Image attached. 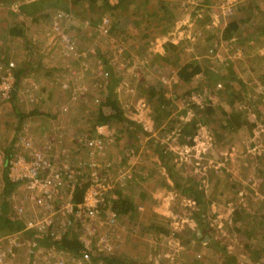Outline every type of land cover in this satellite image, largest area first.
Masks as SVG:
<instances>
[{
  "label": "rangeland",
  "instance_id": "obj_1",
  "mask_svg": "<svg viewBox=\"0 0 264 264\" xmlns=\"http://www.w3.org/2000/svg\"><path fill=\"white\" fill-rule=\"evenodd\" d=\"M112 2L116 3L117 0H112ZM136 2H138V8L140 9L139 6L140 4H143V1L140 0ZM16 5V3L12 4V12L16 10ZM223 5L224 3H222L221 6L218 5V10L219 7H222ZM199 6L200 5H197V0H179L174 5V8L180 10L181 14H177V18L181 16L180 19L182 21H176L177 23L173 25V31H169L165 37L166 39H163V42L159 40L157 45H151L150 43L148 49L144 48L146 41H149L150 38L153 40L156 39L158 41L157 35L159 33L156 31V26L157 24L161 23L157 21V17H155L153 21L150 22L151 17H132L129 14L130 11H126L125 13L121 10L113 13L111 12L109 17L118 18V16H121L123 19H125V21H121V18H119L122 26L117 28V30L114 31V34H112L108 30V24L111 21L109 17L102 19V23L95 22V24H99L93 25L91 21H93V19H95L97 16L89 14L83 15V18L88 20L86 24H90V27L87 28L89 33L87 34V31H83V28L81 27V31L78 34L79 38L81 37L83 42L87 40L89 44L92 43L89 45V48L91 47L94 51L96 50L95 46L99 47L101 43L106 46L105 48H101L103 49L101 50V56L89 58L88 60L86 54L88 50L86 52L80 50L78 45L76 46L75 43L72 47L74 50L67 49L65 46L66 44L62 43L58 36L52 33L53 26L58 25V23H60L63 29H67L71 24L73 25L72 20L74 18H72V15H65L61 12L54 11H49L48 14L43 13L42 15L44 16L40 17L37 27L30 24L25 26V30H28L29 34L25 39L22 40V42L16 40L14 41L13 38L9 39V36L11 35L5 32L6 25L2 24V18L0 17V68L5 67L4 69H6L5 65L7 62L12 61L16 68L20 69L21 71V82L22 80H26L28 82L34 83V85L24 87L23 91L26 94L25 100L24 95L22 94V89L19 91L21 96V103L19 102V112L25 114L29 113L32 111L31 109L36 106L44 108L41 105L45 104L48 95L45 98H38L36 100L34 96L35 94L33 93L35 87L39 88V93H42L40 92L41 87L39 85L41 82H38L37 78L49 81L45 82V84H47L49 88H55L54 93L57 95L63 93L62 99L59 101V103H54L52 105V109L50 108L47 110L44 108L46 110L44 113H46L49 117L33 116V118L36 119L34 122L30 117L20 121L16 114L13 113L11 103L8 101H3L0 98V211L3 213L4 210V217H14L16 220L22 223L23 227L27 222L26 220L29 218L39 221V219L34 216H38L40 213L35 212V214H31L30 207L22 203L24 198H20L19 195V189H22L21 186L15 188L9 199L6 197L3 190V174L5 170L4 158L7 157L8 154L10 155V160L8 162V170H10V165L14 162V159L17 155L29 153V150L24 142L20 139H17L18 131H21V133H23L26 138L31 139L32 143L37 146L36 148L44 154H42L43 156L56 157V159L59 160L58 153L63 151L65 152L66 149H69L70 152L65 153L69 156L66 157V160L74 162L75 164L81 162H87L90 164L89 161L94 160V162L99 165V168L97 169L99 174H102V170L104 171V166L107 163H111L112 168H114L113 163L111 161H107L105 158L106 149L109 144L110 146L108 148L114 149V155L117 156V158L119 157V159L121 158L120 160H122V157L125 156L123 153L134 150L133 148L138 144L135 139H139L137 137L140 136H142L140 138H144L143 135L146 133V131L143 129V126L148 127L146 123L148 118L146 111H148V107L142 108L140 105L137 106V104L133 102V98L130 96L129 92L137 90V94H140V97L145 99L146 92L144 88L148 86H157L153 84V77L160 79L158 86L165 88L167 87L168 89H166L168 91L172 89L170 87L171 84H173L172 76H174L173 74L175 71H178V69L174 70L173 67L175 66H173L172 63L177 62L179 55L184 54L183 52H192V46L190 43L187 45L181 43V41L184 39L179 36L182 30L181 25L185 20L184 18L187 19V16L190 18H195L200 14L199 13L198 15H195L194 13V10L200 9ZM162 7L163 6L160 5V9ZM154 8L156 9V7H153V9ZM201 13H204V9H201ZM221 13L223 14V8L221 9ZM59 15H64L67 17L59 21ZM143 18L147 20L146 23H143ZM7 20L8 23L10 21L15 23V21H17L10 19V17H7ZM105 20L108 21V27L104 26L106 24ZM137 27L140 29V32H131L134 30V28L137 29ZM106 29L107 31H105ZM126 29H128L129 32H127ZM68 36L73 38L71 41H74L75 37L73 34L70 33ZM102 36L103 38H101ZM131 39H136L138 42L141 41L142 43V46L135 48L137 49V53L136 51H130L131 54L136 53L134 56L131 55L130 59H128V56L118 57L116 49H118L119 46L121 47V44L124 43L123 45H125V49H127L125 51L126 53L130 49V45H133L129 42ZM174 39L180 41L179 46L183 44L181 46L182 48L180 54H177L178 56L176 55L172 57L171 61L167 63L151 60L153 54L157 53L158 51H160V53H164V44L171 43ZM209 49H212V47ZM112 50L114 54L111 52ZM227 52L231 58H238L237 52L232 53V51L228 49ZM95 55H97V53ZM105 59L108 60L112 68H107V66L104 68L102 62ZM47 71H50L51 73V76L48 77V79L44 78V74L47 73ZM110 79H113L114 81L111 82ZM89 82H91V85H89ZM181 89L184 90L183 87ZM193 91L198 92L189 93V95L186 96L184 102H182L180 109L183 110L181 113V115L184 116L183 118L193 114L195 110L194 106L197 105L195 102H188L187 99H191L193 95H197L200 97L201 103L204 104L206 101L204 98L208 97L204 96V93L201 92L200 89ZM170 93L172 92L170 91ZM111 95L116 96V100H118L121 108H123L122 110L125 117L132 119L131 121H134L135 125H143H140V131L137 129L135 131L132 128L134 133L125 134L123 133V124L118 121V123H115V126H113L114 128L110 127L113 137L109 141L107 140V145H105L106 149L103 154L99 157H92L94 159H91L87 148L78 150L75 149H77L76 146L78 143L84 144L85 138L91 137L87 141L95 140L97 136L96 128L95 134H93V128L89 130L88 128L91 126L87 127L89 131L79 133L76 137H74L75 139L73 140L71 132L66 131L65 133L60 123H56L55 120H52L51 116L53 118V116L55 117L57 114L56 117L61 120L63 117L74 114L75 121H71L72 119L70 120V118L69 121L74 123H82V120L86 119L85 114L87 111H92L91 109L94 108L97 109L100 101H104L106 97ZM176 108L178 109V106L174 104L173 108H171V113H173V110H176ZM82 111H85L86 113L83 115L81 114ZM87 119L88 122H93L91 123L92 125L96 122L97 116L89 115ZM175 119L178 123L167 126L168 129L175 131L179 128L183 131L186 124L179 121V119H182V117L176 116ZM20 122H23V124L20 125ZM79 129L80 128H78V130ZM82 129H86V127H82ZM165 135V132L159 133L157 135L159 141L158 144H154L155 138L144 142V148H142V152L140 153L142 161L140 159V162L138 161V165H140L139 163H141V165H146V162L152 163L153 160L151 156L155 155H160V157L164 156L163 158L165 161H171L176 158L173 162V169L168 173L172 180L173 190L168 192L165 196V198H167V203H169L167 206L170 208V210H172L175 230L172 231L173 233L170 234L168 239L164 240L160 230L151 228V226L147 224V221L145 222V218L142 215L144 211L139 210L138 208L133 209L130 205L124 214L116 213L117 220L113 226H108L106 224L107 218L105 217V213L101 214L97 220L89 226H87V224L90 223H78L76 226L74 225L71 228L69 231V236L81 239V243L86 241L89 244V248L91 249L93 257H103L97 252V245L100 243V239L103 237L107 239L108 243L113 249L111 256L113 255L115 257L116 262L106 263L104 261H98L95 263L92 260L91 264H180V258L178 261L173 255H177L178 252H180L179 249L182 245V242H185L187 241L185 239L190 238V232L192 229H196V225L199 228L200 222L202 221L201 225L203 226V221L206 220L205 216L208 215L205 209L214 202L213 196L218 194V192H214V185L217 177H219L217 176L219 173H214L211 169L212 164L209 163V161H215L212 158V149L215 148L224 150L227 147L226 145L224 146L223 143L219 144L218 147L217 143L214 142V137L210 136V134L206 133L205 131L200 133L197 129L194 134L190 136L192 138H198L200 144L203 146H198L197 149L200 150L202 148L200 151L204 150L205 160H203L202 163L203 168H206V170L201 169L195 172L193 166L194 163L192 162L191 158H189L188 161L184 163L181 160H185L184 157L186 155L182 156L181 160L178 156L179 153H185L183 152V147L185 145L190 147L194 145L193 142H189L187 139V137L190 136H178L175 142L172 140L173 143L170 142V144L163 141V137ZM262 136H264V134H262L260 137ZM208 137L212 139V142H210L211 145L207 144L209 141ZM68 139L69 142H67ZM103 139L105 140V138ZM228 141H230V139H228ZM260 141V146L262 145V142L264 145V138H260L259 142ZM181 146L183 147L181 148ZM243 166L247 167L245 164H243ZM150 173H153L151 168L145 170L144 179H148L150 177L148 176ZM115 174L116 173L111 174L110 178H115L117 175ZM144 185L145 183H142L140 187H145ZM256 191L258 195L255 198L260 196V189L257 188ZM253 192L255 191L253 190ZM65 195L66 193L64 194V197ZM160 198H163L162 195ZM193 201H195V205L192 204ZM224 201L225 203L221 202V204L226 205L228 203V199H225ZM199 202H201L200 205ZM242 203L256 205V207L259 205L256 203L254 198L251 199L248 195L247 197L243 195ZM113 207L112 209H105L104 211H114ZM41 213H43V211ZM262 213L264 214V211H262ZM197 214L200 216V219L197 218ZM208 217L211 216L209 215ZM213 220H215V218H213ZM256 221L259 223V226L257 227L264 230V222L262 220H255V224ZM1 223H3V221ZM245 225V223H242L241 227H245ZM126 228L129 230V232L126 233L127 237L123 242L122 239H120V236L126 232L124 231ZM226 233L229 234L226 228L222 227L220 232L221 244H227L228 247L231 246V244H234L237 250H242L241 244L244 242L243 238L240 236L242 241H240V238L237 239L238 235L233 231H230L229 235L232 234L230 237H228L229 235L227 236ZM237 233L239 234V232ZM221 235H224L225 237H222ZM17 237L24 240L28 239L25 235H20ZM253 238L254 241L260 240V238H262V234L254 235ZM29 241L36 242V240ZM207 243L208 241H206V244ZM210 247L214 248L212 244ZM41 248L46 249V251L53 249L52 246L43 245ZM22 251L23 248L19 254L15 255V260L13 261L14 264H26V259L29 257H26L25 251ZM183 262H187V260Z\"/></svg>",
  "mask_w": 264,
  "mask_h": 264
},
{
  "label": "crops",
  "instance_id": "obj_2",
  "mask_svg": "<svg viewBox=\"0 0 264 264\" xmlns=\"http://www.w3.org/2000/svg\"><path fill=\"white\" fill-rule=\"evenodd\" d=\"M37 1L39 0H0V17L2 18V24L6 25L5 32L11 35L9 39L13 38L14 41L22 42L29 34V31L25 30V26L30 24L37 27L43 13L48 14L49 11L64 12L72 15V18H74L72 20L73 25L71 24L68 28H75L77 30L71 34L78 40V48L80 50L84 52L88 50L86 52L87 60L101 56V51L97 52V50L106 46L102 43L99 47L95 46L97 55H94L95 51L91 47L89 48V45L92 43L89 44L87 40L83 42V39L79 38L78 34L81 31V27L83 31H87V34L89 30H87L88 27L81 26L77 18H83V15L86 14L96 15L97 17L101 15L109 16L112 11L108 12L102 5L101 0H98L96 4L99 10L97 12H94L96 10L93 9L94 7L87 0H58L57 3H54L55 6L49 8L47 11L45 9L35 13L30 8L27 10H29L31 16L28 14L29 12L20 13L22 7ZM136 1L140 0H127L126 5L121 9H124V13L130 11L129 14L132 17H151L150 22L157 17V21L161 23L157 24V29L155 28L159 33L157 35L158 41L156 39L151 41V45H157L159 40L163 42L169 31H173V25L177 23L176 21H182L180 19L181 16L177 18V14H181L180 10L174 8V5L179 0H142L143 4H140V9ZM108 2L111 5H115L112 0H108ZM14 3L17 4L16 10L12 12V4ZM222 3H225V0H197V5H200V9L194 10L195 12L191 11L195 15L200 14L195 18L187 16V19H183L182 30L179 36L184 38L181 43L185 45L190 43L192 46L191 53L183 52L184 54H180L183 44L179 46L180 41L174 39L171 43L164 44V53L158 51L151 58L152 61L154 59L157 61V57L164 56L169 48L173 49L174 47L176 51L178 50V54H180L175 67H173L174 70H177V67L195 62L201 68V71L204 68L209 72H206V74L205 71H202V73L200 72L195 75L189 82L183 85L177 77V71L174 72V76H172L173 84L170 86L174 90L168 91L167 87V89L163 87V95L167 101L173 104H170L171 106L175 104L178 106V109L173 110V113L161 123L155 121L153 108L147 104L146 99L143 97L142 99L140 94H137V90L130 91L129 94L137 106L141 102H144L148 106V111H146L148 115L146 120L148 127L143 126L146 133L143 135L144 138H140L142 137L140 136L137 137L139 139H135L138 144L133 148L134 150L123 153L125 156L122 157V160L114 155V149L108 148L110 144L107 146L105 155L106 160L111 161L114 166L112 171H110V175L117 174V171L121 169L131 168L132 171L131 180L126 181L122 186H118L116 190L117 199L127 201L133 209L138 208L144 211L142 215L145 218V222L147 221V224L151 228L160 230L165 240L175 230L172 210L167 206L169 203H167L165 196L173 190L172 180L168 173L173 169V162L176 158L173 156V160L165 161L164 156L155 155L151 156L152 163L146 162V165H141V163L138 165V161L140 162V159L142 161L140 153L142 152V148H144V142L155 138L154 144H158L157 135L162 132L166 133L163 141L167 143L175 142L178 136H182V130L178 128L175 131H171L167 126L178 123L175 118L176 116H181L180 122L185 124L194 123L195 131L198 129L200 133L204 131L209 133L210 136L214 137V142L217 143L218 147L222 143L224 146L226 145L227 148L224 150L212 149V158L214 160L223 159L224 154L227 153L233 158L230 161L231 163L228 162L217 175L219 177H217L215 182L214 192H218V194L213 196L214 202L210 206L207 203L209 206L205 209L208 213L205 216L207 221H203V226L201 225V221L199 228L196 225V229H192L190 232V238L182 242L179 249L180 252L177 255H173L178 261L180 258V264H264V230L257 227L259 226L258 221L255 224V220H262L264 222V214L262 213L264 211V145L262 142L263 146H260L261 141L259 142L260 138H264V136L260 137L264 134V0H235L233 14L228 17L221 13L222 7H219L218 10V5L221 6ZM160 5L166 6L167 9H160ZM153 7H156V9H153ZM201 9H204V13H201ZM99 12L101 15H99ZM7 17L17 21L15 23L10 21L8 23ZM97 17H94L95 19L91 21L93 25L95 22H99ZM118 18H121V21H125L121 16H118ZM142 20H144L143 23L147 21L144 18ZM121 21L116 28L122 26ZM14 28L16 30L20 29L23 32L22 36H13L10 31L15 30ZM116 30L110 31L114 34ZM126 31L129 32L128 29ZM134 31L137 33L140 32V29L137 27V29L134 28L131 32ZM129 42L133 45H130L131 47L126 53L127 49H125L124 43L116 49L117 54L123 53L121 56H128V59L131 58V55L134 56L137 53V49L135 48L142 46L141 41L138 42L136 39H131ZM210 47L212 49H209ZM227 49L232 51V53L237 52L238 58H231L228 55ZM130 51H136V53L131 54ZM111 52L114 54L113 50ZM5 71L4 67L0 68V74ZM44 75V78L48 79L51 73L47 71ZM211 76L215 77V81H213ZM153 79V84L158 85L160 79L156 77H153ZM37 81L41 82L39 85L41 87L40 92L42 93H39V88L35 87V91L33 90L35 99L45 98L48 95L45 104L41 106L47 110L52 109V105L59 103L62 99L63 93H60L62 96L54 93L55 88H49L45 84V82L49 81L41 80L40 78H37ZM19 84L21 85L25 100L24 87L34 85V83L22 80ZM89 85H91V82H89ZM182 87L184 90L181 89ZM197 89H200L204 93V96H208L204 98L206 106L201 107L196 105L201 110L204 109L205 112L200 111V114H195L194 112L190 116L183 118L184 116L181 115L183 110L180 109L182 102H184L189 93L198 92L193 91ZM114 98L116 99V96ZM44 108L36 106L31 110L44 113L46 111ZM84 113L86 112H81L83 115ZM44 114L47 115L46 113ZM56 115L53 118L51 116V119L55 120L56 123H60L65 133L66 131L71 132L73 140L75 139L74 137L83 132L82 130L89 131L93 128L92 125L96 123L91 125L93 122H88L87 113L85 114L86 119L82 120V123L71 122L73 121L71 120L73 117L70 116L63 117L60 120ZM69 118L71 121H69ZM123 118L126 120L125 123L121 122L124 126L123 133H134L132 128L135 131L136 129L140 131V125L143 124L135 125V122L131 121L132 119L125 116ZM110 126L114 128L113 126L115 125L111 124ZM82 127H86V129H82ZM87 127H90L88 128L89 130ZM78 128L80 129L78 130ZM67 142H69V139ZM243 164L247 167H244ZM150 168L153 173L148 175L150 176L148 179H144L145 170ZM103 173L106 172L102 170ZM142 183H145V187H140ZM257 188L260 189V196L255 198L258 195ZM78 189L81 191L83 189L84 194L86 186L77 187L72 196L77 194ZM65 193V199L69 198L70 190ZM65 193H63V197ZM161 195L163 198H160ZM243 195L246 197L248 195L251 199L254 198L256 203L259 204L258 207L242 203ZM225 199H228V203L226 205L221 204V202L225 203ZM209 215L211 217H208ZM242 223L246 224L245 227H241ZM222 227H225L229 234L230 231L235 232L238 235L237 239L240 238V241H242L241 237L243 238L244 242L241 244L242 250H237L234 244H231L229 247L227 244H221L220 232ZM124 231L126 232L120 236L123 242L126 240V233L129 230L126 228ZM258 234H262V238L254 241V235ZM221 236L225 237L224 235ZM206 241H208L207 244ZM211 244L214 248L210 247ZM185 260L187 262H183Z\"/></svg>",
  "mask_w": 264,
  "mask_h": 264
},
{
  "label": "built area",
  "instance_id": "obj_3",
  "mask_svg": "<svg viewBox=\"0 0 264 264\" xmlns=\"http://www.w3.org/2000/svg\"><path fill=\"white\" fill-rule=\"evenodd\" d=\"M234 3L235 0H225L222 6L224 16L228 17L233 14ZM62 17L63 15H59L58 19ZM64 17L66 18L67 16ZM105 23L103 25L108 27L107 20H105ZM52 30L59 40L66 44L67 49L74 50L72 48L74 44L71 41L72 38L67 34H62L58 25L53 26ZM13 70H16V66L12 61H9L6 71L3 75H0V98L3 101H7L10 98L11 92L15 88ZM187 100L188 102H195L201 107L204 106L197 95H193L191 99ZM139 105L142 108L148 107L144 102L139 103ZM96 133L95 140L85 141V145L83 144V146H86L85 148H87L91 159L102 155L106 149L107 140L109 141L113 137L109 125L97 126ZM187 139L189 142H193L194 145L192 147L187 145L183 147V152L185 153L178 154L180 160L182 156L186 155L184 157L185 160L181 161L185 163L191 158L195 172L201 169L206 170V168H203L202 163L205 160L204 150L200 151L202 148L200 150L197 149L198 146H203L198 138L190 136ZM208 139L207 144L211 145L212 139L209 137ZM20 140L27 146L29 153L15 157L14 162L10 165L8 178L11 182L17 184V187H22V189H19L20 198H24L22 203L30 207L31 214L40 213L38 216H34L39 221L29 218L26 220L27 222L22 230L14 232L12 235H0V264H14V257L19 254L22 248L26 257H29L26 259V264H91L92 252L86 241L81 243L84 248L82 256L74 257L57 250L54 246H52V250L46 251L37 242L19 239L17 236L31 231L37 236L49 237L51 241L55 242L66 234L69 235V231L74 225L90 223L87 224L89 226L104 213L107 218L106 224L113 226L117 220L116 213L113 210L109 212L104 210L112 209L113 202L117 199L116 190L118 186H122L126 181L131 180V168L118 170L116 177L110 178V171L113 169L111 163H107L104 166L106 173L99 174L97 171L99 165L94 160L89 161L90 164L87 162L75 164L66 160V157H69L65 154L68 152L67 150L61 152L62 156H59V160L56 157H46L36 148L37 146L32 143L31 139L24 136ZM232 158L227 153L224 154L223 159L209 161L212 164V171L216 174L220 173ZM80 186H86V189L82 201L75 203L72 194ZM68 190H70V195L69 198L65 199L63 193ZM192 204L195 205V201ZM42 211L43 213H41ZM78 240L82 242L81 239ZM106 241L107 239L104 237L100 239V243L97 245V252L102 256L108 257L112 254L113 249Z\"/></svg>",
  "mask_w": 264,
  "mask_h": 264
},
{
  "label": "trees",
  "instance_id": "obj_4",
  "mask_svg": "<svg viewBox=\"0 0 264 264\" xmlns=\"http://www.w3.org/2000/svg\"><path fill=\"white\" fill-rule=\"evenodd\" d=\"M57 1L58 0H39V1L34 2V3H32V4L28 5V6L22 7L21 10H20V13L29 12V10H27V9H30V8L33 9L35 11V13H37L38 11L41 12V10H45V9L47 11V10H49V8H53L55 6L54 3H57ZM87 1H89V3H91V6L94 7L93 9L96 10L94 12L99 11L98 7L96 5L98 0H87ZM101 1H102V5L105 7V9H107L108 12L112 11V13L116 12V11H120V10L124 11V9H121V8H123L126 5V3H127V0H117L115 5H111L108 2V0H101ZM163 9H167L166 6H163ZM62 13L65 14V15H68V14H66L64 12H62ZM28 14H30V12ZM99 15H101V13ZM30 16H31V14H30ZM41 16H44V15H41ZM106 16L105 15H101V16H98L97 18L99 19V22L102 23V19L106 18ZM108 17L109 16H107V18ZM77 18H78L79 22L81 23V25L83 27H90V24L89 25L86 24V22H88L87 19L79 18V17H77ZM109 18L111 19V21L108 24L109 25L108 30L112 31V30L117 29L116 27H118V25L120 24L119 18H117V17H114V18L109 17ZM63 19H65L64 15H63L62 18H60L58 20L61 21ZM35 20H37V19H35ZM58 27H59V29H60L62 34H67L68 35V34L72 33L73 31L74 32L77 31L75 28L63 29L61 27L60 23H58ZM10 33H12V35L16 36V37H20L23 34V32L20 29L19 30L15 29L13 31H10ZM52 33H54L53 30H52ZM70 38H72V37H70ZM152 40L153 39L150 38L149 41H146L145 42L146 44H145L144 48L148 49L149 43ZM73 42L75 43L76 46L78 45V40L76 38L74 39ZM99 50L101 51V49H98L97 52ZM177 51H176V49H174V47H173V49L169 48L167 53L164 56H159V57L156 58V60L157 61L160 60L161 62H164V63L170 62L171 58L178 54ZM93 54L94 55L96 54V50H95V52ZM122 54H117V55L121 56ZM8 63H9V61L5 65L6 68L8 66ZM172 64H173V66H175L176 62H174ZM102 65L104 66V68L106 66H107V68L108 67L111 68V65H110V63L108 62L107 59H105L102 62ZM177 68H178L177 77H178V79H179V81H180V83L182 85L184 83L189 82L195 75L199 74L200 72L202 73V71H205V73L209 72V71H207V69H204V68H203L204 70L202 69V71H201V68L198 67L197 63H195V62L188 63V64H185V65H183L181 67H177ZM20 72L21 71L19 69H17V68H16V70H13V73H14V76H15V88L11 92L10 98L7 100L8 102L11 103L13 113L16 114V116L18 117V119H20V121H23L24 119L30 117V118H32L31 120L34 122V120H36V119H34L33 116H35V117H49L48 115H45L42 112L31 111V112L26 113V114L19 112V106H20L19 102L21 103V96H20V92L19 91L22 89L21 85L19 84L20 81H21ZM205 73L203 72V74H205ZM3 74L4 73H2L1 75H3ZM212 79H213V81H215V77H212ZM110 80H111V82L114 81L113 79H110ZM144 90L146 92V97H145L146 102H147V104L149 106H151L153 108V113H154L153 116H154L155 121L158 122V123L163 122L171 114V108L170 107L173 108V106H171L172 105L171 102L167 101L164 98L163 87L162 86H158V85L156 87L155 86L154 87L148 86V87L144 88ZM194 107H195L194 108L195 109L194 110L195 114H200V111L205 112L204 109L201 110L200 107H197V106H194ZM122 109L123 108H121L118 100H116L114 98V96L111 95V96L106 97V99L104 101H100L99 106H98L97 109L94 108V109H91L92 111H90V110L87 111L88 116L89 115L97 116V120H96L95 125H92L93 126V130H94L93 134H95L94 127L96 128L99 125H109V126L111 124L115 125V123H118V121L125 123L126 120L123 118L124 117V113H123ZM70 117H73L71 119L73 121H75L74 114H70ZM21 124H23V122H20V125ZM191 124H186V126L184 127V129L182 131V136L183 135L190 136V135L194 134L196 128L193 126L194 123H191ZM110 127H112V126H110ZM82 131L84 132L85 130H82ZM24 136L25 135L23 133H21V131H18V137H17L18 140L21 139ZM90 138L91 137L85 138V141L89 140ZM85 147L86 146H83L82 143H78L77 146H76L77 149H75V150L83 149ZM66 150L68 152H70L69 149H66ZM58 155L61 157L62 153H59ZM9 160H10V155L8 154L7 157L4 158L5 170H4V174H3V190H4V194L6 195V197L8 199L11 196V194L14 192L15 188L18 186L17 184L11 182L9 180V178H8V172H9V170H8V162H9ZM76 193L77 194L74 196L73 201L75 203H79L82 200L83 189H82V191L78 189V192H76ZM200 204H201V202H199V205ZM113 205H114L113 209H114L115 213H117V214H122L123 213L124 214L127 211V209H128L129 203L127 201H124V200H119V198H118V199L114 200ZM3 213H4V210H3ZM3 213L0 211V223L3 221V223H1V225H0V235H9V234H12L14 232H18V231L23 229V225H22L21 222H19L18 220H16L12 216L4 217ZM197 218L200 219V216L198 214H197ZM24 235L26 236V238H28L26 240H36V242H38V244L43 245V246H54L57 250H59L61 252H66L69 255H72L74 257H81L83 252H84L83 245L77 239V237H70L68 234H66L61 239H59V240H57L55 242L51 241L50 240L51 238L49 239V237H41L39 235L37 236V234H35V233L31 232V231L30 232H25ZM91 257H92V260L95 263L98 262V261H104L106 263L116 262V259H115V257L113 255L112 256L110 255V257L109 256L108 257H106V256L93 257V255L91 254ZM228 264H230V263H228Z\"/></svg>",
  "mask_w": 264,
  "mask_h": 264
},
{
  "label": "clouds",
  "instance_id": "obj_5",
  "mask_svg": "<svg viewBox=\"0 0 264 264\" xmlns=\"http://www.w3.org/2000/svg\"><path fill=\"white\" fill-rule=\"evenodd\" d=\"M204 106H205V104H204ZM198 107V106H197Z\"/></svg>",
  "mask_w": 264,
  "mask_h": 264
}]
</instances>
